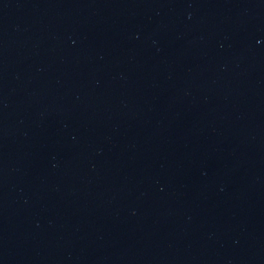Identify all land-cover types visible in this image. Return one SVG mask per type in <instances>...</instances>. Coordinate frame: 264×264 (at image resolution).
Listing matches in <instances>:
<instances>
[{
    "label": "water",
    "instance_id": "1",
    "mask_svg": "<svg viewBox=\"0 0 264 264\" xmlns=\"http://www.w3.org/2000/svg\"><path fill=\"white\" fill-rule=\"evenodd\" d=\"M238 264H264V239Z\"/></svg>",
    "mask_w": 264,
    "mask_h": 264
}]
</instances>
